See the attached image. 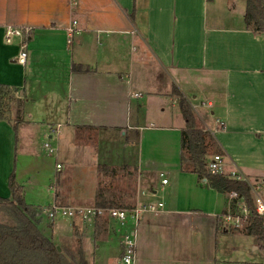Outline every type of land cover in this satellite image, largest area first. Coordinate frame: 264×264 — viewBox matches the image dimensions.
Segmentation results:
<instances>
[{
    "label": "crops",
    "instance_id": "obj_1",
    "mask_svg": "<svg viewBox=\"0 0 264 264\" xmlns=\"http://www.w3.org/2000/svg\"><path fill=\"white\" fill-rule=\"evenodd\" d=\"M245 13V0H0V85L14 90L22 103L17 119L0 120L16 133V181L19 159H36L31 128L58 126L56 150L83 154L102 169L135 167L143 201L163 202L153 201L159 199L157 180L151 189L142 185V178L161 174L169 181L163 185L160 176L163 190L170 174L171 192L184 186V198L197 201L189 208L173 196L161 212L147 214L138 251L155 241L164 252L179 251L170 255L172 264H264V251L259 256L246 250L255 237L221 227L231 207L229 194L182 167L186 124L179 122V98L172 94L176 86L208 132V160L213 150V156H223L227 173L264 181V32L250 30ZM9 28L22 35L7 43ZM23 51L22 65L17 59ZM22 130L31 135L24 136L23 149ZM82 131L95 134L86 138L91 148L73 147ZM47 134L51 141L53 134ZM8 178L0 184L8 186ZM19 185L26 201L27 188ZM27 204L38 210L45 205ZM47 222L40 229L56 239L67 237L76 223H89ZM95 222L114 228L115 264H121L115 222ZM92 254L86 251L88 263L98 264Z\"/></svg>",
    "mask_w": 264,
    "mask_h": 264
},
{
    "label": "rangeland",
    "instance_id": "obj_2",
    "mask_svg": "<svg viewBox=\"0 0 264 264\" xmlns=\"http://www.w3.org/2000/svg\"><path fill=\"white\" fill-rule=\"evenodd\" d=\"M17 97L18 95L16 92H10L3 95L0 102V114L3 119L12 121L17 119L22 113V103ZM177 112L178 116L181 118V121L179 122H181L182 125H185L179 105ZM198 127H202L204 129V125L201 123L199 124V120ZM53 128L49 129V127H46L42 129L39 126L31 128V135L34 137L33 140L35 142L34 149L36 159H33L32 161L24 158L19 159L17 181L19 184L25 185L27 188V202L45 204L53 197L56 204L64 207H95L96 195L100 190L105 191V197L107 198L114 192H119L120 190L124 191V198L130 206L137 201L139 191L138 176L136 175L137 169L135 167L127 168L122 165H116L109 169H102L96 161L89 160L83 154L78 155L73 154V152H70V154L62 148L61 151L56 150L53 153L47 154L43 148L45 142L50 143L53 147L56 145L59 148L57 138L58 132L56 131L61 129L55 125ZM49 131L53 134V139L51 141L48 140L47 133ZM29 133L30 132H26L24 130L21 131L23 138L21 140V144L19 145L20 148L23 149L24 141L27 138L24 136L29 135ZM92 135L95 134L93 132H77V138L75 141L76 144H74L73 147L78 146V148L82 149L84 146H89L91 148L92 143L88 142L86 138L91 140L94 138ZM15 138V130H13L10 125H3L2 122H0V181L3 182L9 177L10 173L15 168ZM119 139H121L120 135ZM61 146L64 148L62 144ZM70 146L72 145L70 144ZM213 153L214 151L211 150L209 160L213 156ZM118 154L123 155V150ZM56 163L61 164V169L58 170L57 166H55ZM168 177L171 181L166 190L161 188V177L159 175L158 178L156 176H147L142 178V185H144L146 189L155 187V181H158L157 187L159 188V199L155 198L153 201L160 200L163 201L166 206H169L170 201L173 200V196H175L174 200H176L179 196L180 199H183L181 203L183 206H188L189 208L196 207L198 204L195 203L197 202L196 200H193V202L190 199L188 200L186 197L184 198V186H179L178 189L175 188V194L171 192L172 187L175 185V181L172 180L170 174H168ZM249 180L254 181L252 178ZM0 189L1 196L6 194L11 196L10 188L6 183L4 185L1 183ZM43 206H47V204ZM128 208L130 207H125L124 209ZM219 213L221 212L219 211ZM6 220H8V217L0 212V221L5 222ZM42 221L48 224L47 216H43L41 222ZM89 223L83 225L82 223H76L67 237L65 236L66 234H64L63 238H53L50 234V230L47 229L45 230V233L52 237L55 244L63 247L65 250L75 253L76 255H79L80 251H84L86 255V251H89L90 257H92V252H94V254L96 253L98 264H115V260L119 255V252L116 250V233L114 228L104 222L94 223V221H91ZM221 225V227H224L223 223H221ZM44 227L47 228V226ZM226 229L228 230V228ZM243 229L244 228L240 229V231L243 232ZM229 230L234 231L232 229ZM249 242L250 244H246V250L249 251L248 249H250V251H257V255L260 256V251H264V242L258 241L256 238L250 239ZM255 246L258 247L257 250H253V247ZM145 247H147V249L144 250V245L141 244V247L139 248L138 264H172L170 255H173L174 257L179 255V251H174V248H171L170 251L164 252L161 250L160 245L155 243V241L149 244L147 243V246ZM167 259L168 262H166Z\"/></svg>",
    "mask_w": 264,
    "mask_h": 264
},
{
    "label": "trees",
    "instance_id": "obj_3",
    "mask_svg": "<svg viewBox=\"0 0 264 264\" xmlns=\"http://www.w3.org/2000/svg\"><path fill=\"white\" fill-rule=\"evenodd\" d=\"M245 23L254 32H264V0H246ZM74 69L90 70L86 67H74ZM10 92L15 91L0 85V102L3 95ZM172 94L179 98V107L186 124L181 137L182 167L190 166L193 173L206 179L208 185L217 192L221 194L238 193L246 197L248 203L253 205L251 188L248 183L225 175L213 174L207 169L209 160L206 139L209 134L203 128L198 127L193 107L176 86L173 87ZM2 119L0 114V120ZM8 187L12 197L0 196V212L8 217L7 222L0 221V264H88L84 251L76 255L65 250L55 244L53 239L40 229L41 212L25 201L24 188L17 183L15 170L8 178ZM105 196V191L98 192L96 207H130L122 190L112 193L108 198ZM243 232L264 242L263 220L250 219Z\"/></svg>",
    "mask_w": 264,
    "mask_h": 264
},
{
    "label": "built area",
    "instance_id": "obj_4",
    "mask_svg": "<svg viewBox=\"0 0 264 264\" xmlns=\"http://www.w3.org/2000/svg\"><path fill=\"white\" fill-rule=\"evenodd\" d=\"M77 24L76 21L72 26ZM70 31L73 32L70 27ZM22 32L18 29L9 28L6 32V42L10 43L13 36H21ZM27 53L23 51L17 62L25 64ZM47 154L53 153L56 149L48 142L44 144ZM58 170L61 165H57ZM207 169L213 174H221L239 181H245L251 188L252 202L250 205L244 196L238 193H230L231 207L227 213L222 215L224 228L240 230L245 228L250 219L258 218L263 220L264 224V181H250L247 177L238 171L227 173L225 171L224 158L220 154L214 155L207 164ZM162 178L164 174L160 175ZM168 179L163 178L162 184L167 185ZM163 202H148L137 198V201L128 209L124 208H101L86 207L73 208L60 206L53 201L50 205L40 208L41 215L47 216L50 223H56L60 219L81 220L84 222L96 221L107 218L114 221L117 227L119 242L121 247V264H138V244H139V227L142 219L147 214H157L164 209Z\"/></svg>",
    "mask_w": 264,
    "mask_h": 264
},
{
    "label": "water",
    "instance_id": "obj_5",
    "mask_svg": "<svg viewBox=\"0 0 264 264\" xmlns=\"http://www.w3.org/2000/svg\"><path fill=\"white\" fill-rule=\"evenodd\" d=\"M58 249L60 250V247H58Z\"/></svg>",
    "mask_w": 264,
    "mask_h": 264
}]
</instances>
